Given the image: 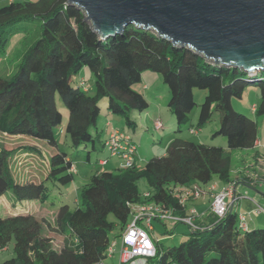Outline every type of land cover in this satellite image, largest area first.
Wrapping results in <instances>:
<instances>
[{"label":"trees","instance_id":"obj_1","mask_svg":"<svg viewBox=\"0 0 264 264\" xmlns=\"http://www.w3.org/2000/svg\"><path fill=\"white\" fill-rule=\"evenodd\" d=\"M32 19L41 21L40 36L27 46L16 71L9 77L0 76V130L44 141L56 151L40 161L45 177L37 180L39 167L32 173L28 167L31 161L19 162L27 168L18 177L10 168L14 157L38 154L35 146L0 148V198L10 190L15 203H44L49 197L47 181L65 185L73 180L74 164L58 150L54 128L61 124L62 113L56 95L67 109L63 129L71 146L78 148L89 142L94 151L95 141L103 144L107 138L101 140L97 130L100 102L106 103L111 114L123 118L125 132L132 137L138 129L132 115L145 112L149 105L133 85L141 80L143 71L152 70L167 85V106L176 126L165 154L150 157L141 166L134 161L127 168H107L108 154L96 159V164L98 160L105 162L80 188L76 206L61 203L55 208L53 228L66 236L59 246H52V239L44 234L50 223L37 219L29 210L0 215V249L12 243V257L0 264H99L108 256L110 233L118 229L121 235L132 206L155 201L183 217L186 208L173 195L175 186L208 184L214 176L225 186L232 185L229 151L254 146L255 117L264 115V70L247 75L238 68L213 66L187 47L173 46L153 31L134 25L100 40L84 20V13L67 0H10L0 6V54L17 32V25ZM86 66L94 76L93 93L84 88L83 80L72 84L73 76ZM247 85L259 90L254 117L232 104ZM196 88L206 90L196 127L207 126L213 112L219 113L218 125L210 128L207 142H195L180 132L196 105ZM218 136L224 137L229 151L214 143ZM86 160L90 161V151ZM141 179L149 187L145 193L138 189ZM242 182L251 185L246 179ZM109 215L114 220L108 219ZM237 215L234 206L221 218L209 212V221L195 220L198 228H188L187 238L179 244L162 248L155 243L152 259L156 264H264V224L242 230Z\"/></svg>","mask_w":264,"mask_h":264},{"label":"rangeland","instance_id":"obj_2","mask_svg":"<svg viewBox=\"0 0 264 264\" xmlns=\"http://www.w3.org/2000/svg\"><path fill=\"white\" fill-rule=\"evenodd\" d=\"M10 0H0V6L6 5ZM23 1V0H14ZM35 1V0H30ZM40 24L39 19H32L29 21L21 22L17 25V32H15L8 40L3 54H0V76L9 77L11 76L17 68L20 58L27 48V46L36 38L40 36ZM83 80L84 88L90 89V93L94 92V76L89 67H83L79 73L73 76L72 84L77 83V81ZM133 88L138 92L144 94L148 101V112L140 114L143 120H139L137 126L141 129L136 133L131 134L133 141L136 143V156L139 155L138 165H143L144 161L150 157L163 156L165 154L164 146L168 142V137L166 136L170 126L172 130L175 128V120L170 114V110L166 104V100L169 97V92L167 85L163 83L162 77L159 73L152 70H145L142 72L141 80L133 85ZM194 101L196 105L192 109L188 121L180 126V132L183 136L195 142H207L209 141V130L211 127H216L218 125L219 113L217 111L213 112L212 120L210 123L203 127L197 128V116L200 109V104L206 94V90L194 89ZM259 100V90L252 85L245 86L242 96L240 99L233 98L232 104L236 110L243 111L252 117L254 113L251 111V106L257 104ZM57 107L62 113L61 124L54 128L57 138L58 150L66 153L67 156L72 160L76 167V171L73 172V180L65 185H60L58 183L47 181V191L49 194L48 200L42 205L40 202H36L37 205L23 204V208L26 210H32L37 219L42 217L50 223V228L44 232L52 239V246H59L66 240V236L55 231L54 222V210L61 203H67L71 208H74L79 201V190L80 188L89 182L91 174L99 168L96 164V159L107 155V151L104 149L103 144L96 140L95 150H91V144L88 142L86 145H82L78 148H74L70 144L69 136L65 133L63 126L67 120V109L62 105L59 97L56 95ZM107 111L102 104L98 120H97V130L100 132V139L103 140L108 136L109 131L118 129L126 131L127 127L123 121V118L119 115L113 114L109 116ZM256 127H257V138L264 142V115L256 116ZM153 120H160L161 125L164 127L159 131H155L153 128ZM107 122V123H106ZM190 129L196 130V133H191ZM94 133V129L91 130ZM161 136V137H160ZM159 139L161 141H159ZM214 143L224 147L226 151H229L226 147L225 139L222 136L215 138ZM20 145H31L35 146L39 153L32 155L31 163L28 165L31 167V172H35L36 168L39 167L38 179L43 180L45 177L43 164L40 163L41 160L49 157L51 153L55 152L56 149L46 144V142L39 141L33 142V140L25 137L9 135L6 132L0 130V148L11 149ZM261 152L264 153V147L259 148ZM90 151V161L86 160V153ZM244 150L236 149L230 150L232 163L230 169L231 177L234 176L235 179H246L252 186L243 184L237 189L241 195V204L238 207L237 214L245 213L249 208L250 203L248 198L250 195H256V193H264V183L261 173L264 172V160L261 159L260 164L258 160L252 159L246 154L241 152ZM109 155V154H108ZM27 156H25L26 158ZM19 158V157H18ZM15 157L10 161L11 172L14 177L22 175L23 171L27 168L20 166V161L24 163V159H18ZM253 161L254 164L252 163ZM26 162V161H25ZM123 160L117 157H109L107 168H121ZM246 165V167H243ZM96 166V167H95ZM243 167V168H242ZM24 169V170H22ZM38 169V168H37ZM233 170V171H232ZM26 171V170H25ZM24 171V172H25ZM22 173V174H21ZM262 181V182H261ZM215 182L216 185L220 186L216 192L220 191L225 185L214 176L208 184L196 183L201 190L198 197L190 198L185 201V207L187 208V213L190 210L206 211L210 206V196L208 191ZM239 182V181H238ZM138 189L141 193L149 191V187L146 182L141 179L138 181ZM215 192V193H216ZM247 194V195H246ZM249 195V196H248ZM260 201L261 206L264 207V198L256 195ZM4 199L6 197H12L11 191L6 190L4 193ZM212 200V199H211ZM255 206V204H254ZM4 206H2L3 208ZM31 208V209H30ZM237 208V207H236ZM239 211V212H238ZM4 214L5 213H1ZM247 214V213H246ZM248 216V214H247ZM252 217V216H251ZM260 219H264V214L259 216ZM130 218H132L130 216ZM108 219L114 220L112 215L108 216ZM258 225H263L259 223ZM52 227V228H51ZM153 231L151 236L154 243H157L159 247L165 248L168 246L177 245L188 236L189 229L183 222L173 223L171 220L166 219L163 223L157 220L153 221ZM110 242H115L114 252L110 256L105 257L101 263L102 264H119V249H120V230L114 229L110 235ZM12 257V243L10 242L7 248L0 249V262ZM34 264H39L35 262ZM145 264H156L155 259H148Z\"/></svg>","mask_w":264,"mask_h":264},{"label":"water","instance_id":"obj_3","mask_svg":"<svg viewBox=\"0 0 264 264\" xmlns=\"http://www.w3.org/2000/svg\"><path fill=\"white\" fill-rule=\"evenodd\" d=\"M98 39L128 25L187 47L213 66L264 70V0H67Z\"/></svg>","mask_w":264,"mask_h":264},{"label":"built area","instance_id":"obj_4","mask_svg":"<svg viewBox=\"0 0 264 264\" xmlns=\"http://www.w3.org/2000/svg\"><path fill=\"white\" fill-rule=\"evenodd\" d=\"M84 84V83H83ZM86 89V88H85ZM255 108L251 106V111ZM155 131L162 128L160 120L153 124ZM196 130L190 129L191 133ZM103 147L110 157H117L123 160L121 168L130 167L136 158V143L132 137L121 130H112L103 142ZM105 161L100 160L103 164ZM71 169L74 171V167ZM201 193L197 184L177 185L173 188V195L179 200L181 205L190 198L198 197ZM232 185L225 186L220 191L212 195L209 206L210 212L216 218L223 217L235 203ZM147 196V193L145 194ZM253 213H264V209L255 203ZM131 217L120 235L119 264H145L149 258L155 256V243L151 236L153 230L152 221L155 219L171 220L172 222H183L189 229H196V213L190 210V213L183 217L173 215L169 210L164 209L161 203L155 201L132 206ZM248 216L246 213L237 215L238 225L242 230L248 229ZM115 242L108 245L106 254L111 255L114 252ZM99 264H102L101 262Z\"/></svg>","mask_w":264,"mask_h":264},{"label":"crops","instance_id":"obj_5","mask_svg":"<svg viewBox=\"0 0 264 264\" xmlns=\"http://www.w3.org/2000/svg\"><path fill=\"white\" fill-rule=\"evenodd\" d=\"M142 75V74H141ZM89 91H90V89H89ZM144 95V94H143ZM145 96V95H144ZM146 97V96H145ZM147 98V97H146ZM148 100V99H147ZM167 101H168V98H167V100H166V104H167ZM149 102V101H148ZM102 104L104 105V108L106 109V103L102 100L101 102H100V107H102ZM253 105H256V104H253ZM101 110V109H100ZM107 110V109H106ZM148 112V108H147V110L145 111V112H142V113H147ZM253 112V111H252ZM142 113H136V114H133L132 116L135 118V120H136V124L138 123V121L139 120H143V118L142 117H140V114H142ZM107 114H109V116H112L113 114H111L109 111H107ZM156 120H153V124H154V122H155ZM66 123V122H65ZM107 123V122H106ZM138 127V126H137ZM172 127L173 126H170L169 127V129H168V131L170 132V133H168L166 136L168 137V142L165 144V146H164V151H165V149H166V146H167V144L171 141V139H172V137H173V130H172ZM164 127L162 126V128L161 129H163ZM141 128L140 127H138V129H137V131H139ZM160 129V130H161ZM121 131H124V130H122L121 129ZM126 131H127V129H126ZM136 131V132H137ZM159 131V130H158ZM111 132V130L109 131V133ZM125 132V131H124ZM136 132H134V133H136ZM197 131H195V133H196ZM108 133V134H109ZM131 134H133V133H131ZM17 136H20V135H17ZM20 137H24V136H20ZM161 137V136H160ZM26 138V137H25ZM30 139V138H29ZM31 140H33V142H35L36 140H34V139H31ZM159 141H161L160 139H159ZM40 142V141H39ZM41 144H42V142H40ZM223 147V146H222ZM260 147H264V142H262V140H260L259 138H257L256 139V141H255V143H254V146L252 147V148H249V149H243L244 151H242L241 153L242 154H246L247 156H250L253 160L254 159H256V160H258V164H260V163H262L261 162V157H262V159L264 160V153L263 152H261V150L259 149ZM224 148V147H223ZM34 155H36V154H34ZM25 156H27L26 158H25ZM106 156V155H105ZM105 156H102L103 158L105 157ZM102 157H100L101 159H102ZM19 158H21V159H24L25 158V160L26 161H31V157H30V155L29 154H22V155H20L19 156ZM138 160H139V155L138 156H136V158H135V162L136 163H138ZM254 162L255 161H253L252 163L254 164ZM99 164H101L100 163V161L98 160V163H97V166L99 165ZM108 165V162L105 164V167ZM74 167V169H75V171H76V167H75V165L73 166ZM96 167V166H95ZM243 167H246V165H243ZM242 167V168H243ZM96 169H97V167H96ZM231 169H232V167H231ZM233 171V170H232ZM263 175V176H262ZM261 176H262V179H263V182L262 183H264V172L263 173H261ZM233 178V182H232V187H233V195H234V199H235V203H234V209H235V211L237 212V210H238V207L240 206V204H241V193L240 192H238L237 191V189L239 188V186H241L242 184L241 183H243L242 182V178H239V179H235L234 180V176L232 177ZM239 181V182H238ZM190 184H196V183H194V182H192V183H190ZM253 184H251L250 186H252ZM220 186H218V185H216L215 184V182H213V184H212V186H211V188H210V191H208V194H209V196H210V202H211V199H212V195L216 192V190L219 188ZM259 195L260 197H263L264 198V193H256V195ZM247 195V194H246ZM256 195H248L249 196V198H248V201H249V203H250V206H249V208L246 210V212L245 213H247L248 214V227H249V229L250 228H252L255 224H258V223H263L264 224V219L262 220V219H260L259 217H257V216H259V215H261V214H264V213H260V214H255V213H253V208H254V204L256 203V204H258L259 206H261V201H260V199L256 196ZM5 197H4V195H2V197L0 198V212L1 213H5V215L6 214H15L16 212H17V210L19 209H23V204H30V206H32L31 204H34V205H37V203L36 202H38V201H35V200H32V201H22V202H20V203H15L14 202V200H12L11 198H7L6 197V199H4ZM190 200V199H189ZM43 203H41V205H42ZM2 206H4L3 208H2ZM237 207V208H236ZM263 209H264V207L263 206H261ZM186 208V207H185ZM31 209V208H30ZM188 210H187V208H186V212H187ZM29 212L32 214V215H34V212L32 211V210H29ZM54 212H55V210H54ZM210 211H209V207H208V209L206 210V211H198V210H196L195 209V213H196V220H199V221H201L202 223H206V222H208L209 221V217H206L207 216V214L209 213ZM239 212V211H238ZM0 215H4V214H0ZM35 216V215H34ZM252 216V217H251ZM43 218V217H42ZM165 220H162V223L164 222ZM46 235V234H45Z\"/></svg>","mask_w":264,"mask_h":264}]
</instances>
